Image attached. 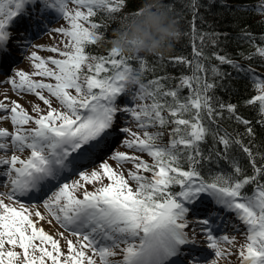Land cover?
<instances>
[{"label":"snow or ice","instance_id":"snow-or-ice-1","mask_svg":"<svg viewBox=\"0 0 264 264\" xmlns=\"http://www.w3.org/2000/svg\"><path fill=\"white\" fill-rule=\"evenodd\" d=\"M73 2L74 9L68 0H0V55L9 53L12 29L25 14L33 22H44L52 9L70 25L55 29L62 34V44L32 45L28 57L33 71L12 69V75L0 78V84L10 83L11 91L20 96L8 95L6 88L0 98V122L11 124V128L0 126V264H220L221 258L233 255L234 248H238L239 264H264V163L257 159L264 160V152L254 151L251 139H244L255 138L254 121L240 113L237 103L215 95L231 74L214 63L211 72L220 81L208 78V65L200 59L206 56L205 37L215 46L211 57L251 79L254 94L244 102L257 107L261 126L264 72L223 52L221 38L227 33H201L199 44L195 43L198 29L194 26L195 59L170 57L192 65L191 75L182 74L174 87H166L160 76L147 84L140 80L129 85L130 74L141 77L148 67L144 56L111 47L106 55L87 50L105 36L104 22L93 18L96 13L111 17L126 7L125 0ZM196 5L197 0H192L194 21ZM247 7L264 12V0ZM240 35L254 48L247 55L264 60V33L259 43L251 31L242 30ZM25 37L16 43L28 51L31 40ZM35 49L59 55H41ZM185 87L189 91L182 95ZM129 93L132 100L150 98L151 102L120 103L121 95ZM27 94H34L44 107L29 101ZM26 103L32 104L31 110ZM225 113L243 123L242 133L220 125ZM132 121L134 127L129 126ZM170 123L174 127L168 129L167 143H161L160 130H149ZM113 131L123 136L120 143L129 150L107 147ZM209 136L212 145L206 150L202 145ZM234 145L247 156V167L231 152ZM107 152L110 155L100 159ZM222 159L230 170L213 168ZM97 161L90 171L84 169L85 163ZM129 163L133 167H127ZM73 173L78 178L69 181ZM88 182L94 187L89 188ZM205 194L216 210L197 212ZM45 211L71 233L67 252L56 235L38 224ZM227 212L234 213V219L226 220ZM220 224L224 227L216 226ZM230 231H243L245 242L238 244ZM202 240L207 241L206 248ZM194 251L203 254L194 256Z\"/></svg>","mask_w":264,"mask_h":264},{"label":"trees","instance_id":"trees-1","mask_svg":"<svg viewBox=\"0 0 264 264\" xmlns=\"http://www.w3.org/2000/svg\"><path fill=\"white\" fill-rule=\"evenodd\" d=\"M167 4L172 5V10L178 18L180 23L182 35L175 42L172 51L164 55L158 54H144L148 62V67L141 75V80L147 84L148 81L157 76L162 77L161 83L166 87H174L182 74L191 75L193 72L192 65L187 62L179 63L170 57L178 55L186 56L189 60L195 59L193 56L192 45L193 27L198 31L195 37V43L199 44V37L201 33L207 32H224L229 34L226 38L222 37L224 41L221 44V49L229 55V58L239 61L243 65L252 64L254 67L264 69V60L259 56L250 57L247 54L254 51L252 44L248 43L246 38L241 37L242 30H248L256 34L257 43H259V35L264 33V12L255 10V8L247 7L248 5H257L259 0H197L195 21L194 13L192 11V0H165ZM126 7L116 11L111 17L105 12L96 13L93 17L97 21H103L102 30L105 31V37L110 38L113 29L117 26L119 18L125 12L134 11L139 6L140 0H125ZM205 57H200L209 68L207 73L208 78L220 81L217 75L213 77L211 72V64H219L222 69L229 72L231 75L223 79L215 89V95L221 97L225 101H230L238 104V110L241 114L254 121L253 127L255 129V138L244 136L245 142L251 139V145L256 152H264V126H261L258 121L260 115L255 106L246 104L244 101L254 94L252 81L246 77L244 73H237L231 66L221 64L215 57H211V53L215 51V46L211 44V38L205 37ZM111 47L107 39L88 45L87 50L96 54H107V50ZM243 54V55H242ZM138 65V61H132ZM227 85V87H225ZM182 95H187L189 89L183 88ZM171 101V97H167ZM150 98L148 103H150ZM220 125L228 129L229 132H243V123H237L234 120L228 119L227 113L225 117L220 120ZM174 127V124H166L163 127L152 130H160L161 143H167L171 138V133L168 129ZM212 145V137L209 136L207 141L202 145L206 150ZM222 148L223 145L221 144ZM231 152L241 158V163L246 167L249 165L247 156L241 151L238 145H234ZM258 162L264 163L257 157ZM213 168L217 171L225 169L230 170L227 160H221L219 165L213 164ZM250 171V169H249Z\"/></svg>","mask_w":264,"mask_h":264},{"label":"clouds","instance_id":"clouds-1","mask_svg":"<svg viewBox=\"0 0 264 264\" xmlns=\"http://www.w3.org/2000/svg\"><path fill=\"white\" fill-rule=\"evenodd\" d=\"M181 35L178 18L165 0H140L137 10L119 18L111 37L103 36L100 41L107 39L111 48L124 54L164 55L172 51ZM140 80L138 74L127 77L129 85Z\"/></svg>","mask_w":264,"mask_h":264},{"label":"rangeland","instance_id":"rangeland-1","mask_svg":"<svg viewBox=\"0 0 264 264\" xmlns=\"http://www.w3.org/2000/svg\"><path fill=\"white\" fill-rule=\"evenodd\" d=\"M68 3L70 5V7H72L73 9L76 7V5L74 4L73 0H68ZM49 21V20H48ZM83 22V21H82ZM83 23H86V22H83ZM69 27L70 25H68L67 23V20H65L62 15L58 14L57 12L54 14L52 20H50L46 26H44V29L38 33H36L34 35V38L31 39V44L27 45V49L28 51H25L24 50V54H22L19 58H17L16 60L14 61H11L13 63L10 71H5L4 74L5 75H12L13 72H12V69H17V68H21V69H24L26 71H33V68H32V65H31V62H30V59L28 57V53L33 50L32 48V45H35V44H38V43H44V44H48V43H51V44H56L57 42L59 43H63L62 41H60V36L62 35L61 33L59 32H56L55 29L58 28V27ZM37 51H39L41 53V55H59L57 53H53L52 51L48 50V49H35ZM3 75V77L5 76ZM2 78V77H0ZM34 78H40V77H34ZM138 87V85L136 86ZM9 89L8 91V95L10 96H14L16 99H20V96L17 95L16 93L12 92L11 91V84L10 83H7V84H0V98L3 97V95L5 94V89ZM74 91V90H72ZM28 95V99L29 101L31 102H36V103H40L42 107H44L43 105V102L40 101L37 97H35L34 94H27ZM123 96H128L130 100H124L125 98H123ZM22 103L24 102L23 100L21 101ZM119 102L120 103H125V102H131V103H144V102H148V100L146 101H141L139 99H136V100H132V95L131 93L127 94V95H121V97L119 98ZM55 103V102H54ZM26 107H28L30 110H31V107H32V104L31 103H26L25 105ZM55 106L59 107L58 104H55ZM124 117L121 116L120 119H123ZM134 121H132L129 126H133L134 127ZM8 126L9 128H11V124L10 122L8 121H4V122H0V126ZM134 130H140V129H135ZM150 131L152 130H155V129H149ZM142 131V130H140ZM113 135H114V139L112 140L111 142V150H129L127 149L125 146L121 145L120 141L121 139L123 138V136L118 132V131H113ZM126 135V134H125ZM107 155H110V152L109 154ZM107 155L105 157H103L102 159L104 158H107ZM138 155H143L145 156L146 159H151V157L147 154V153H138ZM114 166L116 165V161L113 159L110 161ZM97 163H92V164H84V169L86 170H89L92 168V167H96L97 166ZM127 167H133V165L131 163H129L127 165ZM147 174H151V173H147ZM75 178H78L77 177V174L74 173L72 174V176H70L68 179L69 181H71L72 179H75ZM3 179V178H2ZM81 183L83 184L84 181H81ZM2 187V186H1ZM88 187L89 188H92L94 187V185L91 183V182H88ZM43 199V197H41V200ZM41 207V210L44 211L42 205H40ZM49 219H51V223H49ZM37 222L38 224H42L43 227L48 230L51 234L53 235H56V238L57 239H60L61 240V247L62 249L67 252L68 249H67V245H66V239L71 235V233L67 230H65L58 222L55 221L54 218H50L48 217L46 211H45V219L43 220H40L39 218H37ZM59 232H64L65 235L64 237H60L58 235ZM230 235L234 234L237 236V243H244L245 240H246V237L243 233V231H239V232H229ZM72 239L75 240L76 237L75 236H72ZM202 243L204 245V247L206 248L207 247V241L206 240H202ZM48 247H51V245H48ZM90 251V250H89ZM209 251H212L211 249H209ZM194 254H196L197 256L199 255H202L203 253L202 252H196L194 251L193 252ZM192 253V254H193ZM121 257H115V259H119ZM98 259V257H97ZM207 259L210 261L212 259H214V254L213 255H209L207 257ZM226 260H229L230 261V264H239V261H240V258L238 256V248H234L233 250V255L230 257V258H221V261H220V264H226ZM50 264V262H49Z\"/></svg>","mask_w":264,"mask_h":264},{"label":"bare ground","instance_id":"bare-ground-1","mask_svg":"<svg viewBox=\"0 0 264 264\" xmlns=\"http://www.w3.org/2000/svg\"><path fill=\"white\" fill-rule=\"evenodd\" d=\"M48 11H54L52 9H49ZM25 15H28V14H25ZM29 16V15H28ZM20 21V19L17 20V22ZM21 21L23 23H21ZM20 21L21 25H23L22 27H17L16 25H14L12 31L15 33V34H18L19 35V38L17 40H19L20 38L22 37H25V34L26 37L25 38H28L30 36V33L34 32L36 29H38L39 26H41L44 22H33L31 18H22ZM46 23V22H45ZM14 37L13 36V42L15 43L16 41H14ZM12 42V43H13ZM19 52L17 50H10L9 53L7 55H0V69H5L6 66L9 64V55H12V54H18ZM3 76V74L0 73V77Z\"/></svg>","mask_w":264,"mask_h":264}]
</instances>
